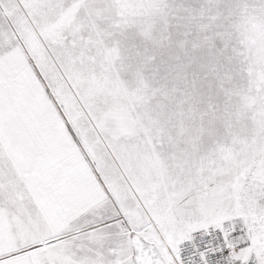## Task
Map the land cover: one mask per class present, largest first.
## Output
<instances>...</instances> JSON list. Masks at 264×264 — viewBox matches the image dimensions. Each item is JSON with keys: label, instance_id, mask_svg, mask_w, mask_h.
Returning <instances> with one entry per match:
<instances>
[{"label": "snow or ice", "instance_id": "snow-or-ice-1", "mask_svg": "<svg viewBox=\"0 0 264 264\" xmlns=\"http://www.w3.org/2000/svg\"><path fill=\"white\" fill-rule=\"evenodd\" d=\"M0 264H264V0H0Z\"/></svg>", "mask_w": 264, "mask_h": 264}]
</instances>
